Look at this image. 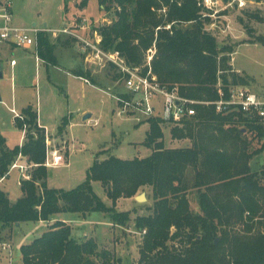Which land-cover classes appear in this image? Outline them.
<instances>
[{
    "label": "trees",
    "instance_id": "obj_1",
    "mask_svg": "<svg viewBox=\"0 0 264 264\" xmlns=\"http://www.w3.org/2000/svg\"><path fill=\"white\" fill-rule=\"evenodd\" d=\"M87 0H82L85 5ZM116 18L98 30L105 50H118L132 67L144 63V53L156 42L153 68L159 80L193 98H216L215 85H249L251 76L231 64L235 48L220 46L206 29L211 17L201 0H99ZM167 6V16L159 14ZM251 18L264 24V17ZM172 24L171 29L166 26ZM182 24H187L183 26ZM161 27L160 29H158ZM158 29V30H157ZM252 43L264 44V35L249 31ZM43 42L39 51L43 56ZM52 48L48 45L47 50ZM50 60L55 57L50 54ZM89 75V74H88ZM90 76V75H89ZM91 80V79H90ZM17 119L27 125V141L12 149L0 134V179L22 153L38 164L32 178L21 182L22 196L12 202L0 189V235L17 223L50 220L57 213L84 217L103 212L114 224L131 220V211H119L118 201L151 188L153 206L137 216L134 226L144 232L139 264H264V169L254 171L251 161L264 151V120L242 113L223 115L214 106L202 107L196 119L173 126V138L189 139L190 146H165L162 119L151 118L143 144L149 156L123 159L109 155L98 159L78 186L52 188L44 165L46 141L37 113L28 110ZM68 125L64 121L60 131ZM100 181L111 205L96 193ZM197 191L199 211L191 208L189 194ZM24 264H121L114 252L101 248L94 237L77 239L73 227L56 221L32 242L21 246Z\"/></svg>",
    "mask_w": 264,
    "mask_h": 264
},
{
    "label": "rangeland",
    "instance_id": "obj_2",
    "mask_svg": "<svg viewBox=\"0 0 264 264\" xmlns=\"http://www.w3.org/2000/svg\"><path fill=\"white\" fill-rule=\"evenodd\" d=\"M204 2H206V6L204 4L203 6L210 10V12L205 11L204 15L211 17L210 22L206 23V29L215 34L220 46H234L235 52L232 54L231 63L236 69L251 76L250 85L253 86V89L264 91V44L251 43L253 36L249 34V31L252 30L255 36L264 35V24L249 16L250 13L258 11L260 16L264 17V0H247L243 7H240L234 0H204ZM91 3L92 9L95 10L96 6L93 5L95 2ZM64 5L65 0H13L15 22L25 26H31L35 22L39 29H43L44 22H47L48 28H54L64 18ZM158 13L167 16V6L162 5ZM82 18L78 17V22L83 20ZM90 18L91 20L86 21L85 36L90 34V37L86 39L96 44L97 37L93 31L112 23L116 14L113 9L106 10L99 5L98 10H95L94 15ZM172 24H168L166 28L171 29ZM182 25L186 26L187 24ZM79 26L77 28L80 29ZM53 39L49 42L51 43L50 47L58 50L61 59L78 61L76 67L77 70H81L79 75L82 73L88 77L86 72H91L93 78L88 77L91 79V84L70 74L67 76L65 85L61 87L57 85V82L51 83L48 80L44 64H38L37 55L34 53L16 48L14 55L9 53L5 55L3 59L5 79L0 80V92L3 98L0 101V134L5 137L6 146L8 148L18 146L22 136V130L15 125L14 114L9 110L15 99V106L19 112L28 106H32L36 111L39 110L43 122L51 130L63 124L64 116L70 118L68 133L65 131L61 134L57 128L49 135L52 145L58 148L67 144L66 138L70 140V155L66 161L60 166L48 167V184L52 188L71 189L84 182L97 157L105 159L109 155H115L123 159H133L149 156L152 150L143 144L150 128L148 120L140 118L139 121L134 116L119 115L116 101L111 96L113 94H128L123 81L119 80L121 71L119 66L107 59H95L92 50L85 53L80 46L82 56L73 51L76 50L73 48L74 45L67 47L63 45L62 41L54 42ZM89 53H92V56ZM156 53L157 45L154 42L144 53V63L140 66L141 72L149 70L148 62L152 57L151 67L155 73L152 62ZM12 57H15L18 62L16 68L10 64ZM86 114L92 116L85 120ZM173 126V124H164L165 146L170 148L190 146L189 139L173 138L171 133ZM27 129L28 127H26V131ZM24 134L23 143L27 141V132ZM61 138L63 139L60 140ZM263 141L259 142L256 139L254 147H259ZM66 151H68L67 145L61 149V152ZM22 159L27 161V157L22 156ZM257 160L260 164H264V151L253 163L255 169H260ZM34 168L35 166L27 170L30 175ZM19 176V170H14L7 178L0 181V189L10 194L12 202L22 196ZM93 187L106 204H112L102 182L93 181ZM141 193H146V201L139 202L135 197L122 198L118 201L117 209L119 211L132 212L131 220L127 223L109 224L113 221L108 214L93 212L88 223L73 224L74 236L77 239L83 238L84 230H91L90 236L96 235L102 247H108L115 252L117 258H122L121 264H139L140 245L144 232L136 230L134 219L137 216L149 214L154 203L151 188H142L137 195ZM189 198L192 210L199 211L195 189L190 192ZM67 216L76 217V214ZM45 231L43 224L25 222L22 226L16 227L12 233L6 231L1 234L0 243L7 244V247L12 250L14 248V253L11 261L6 255L8 251L5 250L4 257H0V264H24L21 246L32 242L34 238L41 236ZM10 254L12 255V253Z\"/></svg>",
    "mask_w": 264,
    "mask_h": 264
},
{
    "label": "built area",
    "instance_id": "obj_3",
    "mask_svg": "<svg viewBox=\"0 0 264 264\" xmlns=\"http://www.w3.org/2000/svg\"><path fill=\"white\" fill-rule=\"evenodd\" d=\"M207 1V0H206ZM240 7L246 5L247 0H234ZM206 2H201L205 5ZM206 6V5H205ZM66 32L71 33L69 30ZM40 29L37 27H22L14 23L13 0H0V43L12 44L19 48H31L37 42V35ZM81 41V49L87 53L93 51L94 58L107 59L120 68L119 80L123 81L128 94L111 95L117 104L119 115L136 117L137 120L145 118L162 119L164 124L182 126L197 118L202 107L214 106L217 113L228 115L231 113H242L250 118H260L264 120V93H258L245 85H234L224 83L221 79L215 85L216 98H193L181 94L178 86L170 88L163 84L151 67L152 57L149 58V70L141 72V67L128 65L126 59L118 50H105L101 46V40L96 44L88 39L76 35ZM150 51H153L150 49ZM92 56V53H89ZM15 64V61H13ZM86 82L89 79L83 78ZM15 112V111H14ZM16 115L21 119L17 112ZM27 125L24 126V133ZM46 160L47 167L60 166L66 161V152H61L62 148L52 145L51 138L46 139ZM23 154L20 153L16 161L12 164V169L19 170V182L31 179L32 175L28 169L38 164L23 161ZM145 233V231H144ZM8 246L4 244V248Z\"/></svg>",
    "mask_w": 264,
    "mask_h": 264
},
{
    "label": "crops",
    "instance_id": "obj_4",
    "mask_svg": "<svg viewBox=\"0 0 264 264\" xmlns=\"http://www.w3.org/2000/svg\"><path fill=\"white\" fill-rule=\"evenodd\" d=\"M91 2H95L96 3V4L95 3L93 4L94 6H96L95 10H98V6L99 5H100L101 8H105L104 5L100 4L99 0H87L85 5H82V0H65L64 18L59 23V25L50 29V28L47 27L48 23L44 22V28L40 29V32H38L36 44L33 47H31V48H21V49H24V50H26V51H28L30 53H34L35 55H37L36 56V60H37L38 64H44V67L46 68V71H47L48 80L51 83H56L57 82V85H60L61 87H63L65 85V83L67 82V76L71 74V75L77 76L83 82H85L87 84H91V80H90V78H88V77L93 78L92 75H91V72H88V71L86 72V76H88V77H85L84 74L82 75V73L79 75L81 70H77V67H76V66H78V61L77 60L69 59V61H67V60H65V58L61 59V57H59V55H61V54L58 53V50L53 49V48L50 50L51 52H48V50H47L48 45L49 46L51 45V43H49L50 40H52L54 38L53 39V40H55L54 42H57V40H60V41H62L64 46L71 47V46L74 45L73 48L76 49V50H73V51L74 52L76 51L78 54L83 56V54H82V52L80 50L81 41L76 35H78L80 37H83V38L90 37L89 36L90 34L85 36V28H86L85 25H86V21L87 20H91L90 17H92L94 15V11L95 10L92 9L93 6H91L92 5ZM71 5H72V7H71ZM78 13H79V15H78ZM13 17H14V23L16 24L15 16H14V7H13ZM78 17H83L82 18L83 20H80L78 22V20H77ZM81 22H83V23H81ZM16 25L22 26V27H37V24L35 22L31 26H25V25H19V24H16ZM78 25H80L79 26L80 29L77 28ZM66 29L71 31V33L66 32L65 31ZM93 33H94V35H96L97 40L99 39V40L102 41V36L100 35L99 30L95 29L93 31ZM40 39H42V42H43L42 49H43V53H44L45 56H43L41 54V52L39 51ZM16 48H19V47H16V46H14L12 44H8V43H0V68H1L2 73H3V77L0 78V80H4L5 79V64H4V60L3 59H4L5 55H7L8 53L14 55V51H15ZM51 53L55 57V61L50 60L49 57H50ZM13 61H15V64H13ZM10 64H11L12 67L16 68V65L18 64V62L16 61L15 57L11 58ZM232 66H233V69L236 72H238L240 74H244L239 69H236L233 64H232ZM75 70H77V71H75ZM83 78L89 79L90 82L89 83L86 82ZM241 85H243V84H241ZM245 86H248L249 88H251L252 90H254V91L258 92V93H264V91H262L260 89H257V90L253 89V86H251L250 84L249 85H245ZM2 100H3V98H2ZM9 110L12 112V114H14L15 125H16V120L17 119H21L20 117H18L16 115V112L20 116H23V117H25L23 114L27 113L28 110H31L33 113H37L38 125L40 127L44 128L46 137H47V135L48 136L51 135L50 133L52 131L54 132V130H56L57 128H58V131H60V127L63 125V124H60L57 128L51 130V128H48L47 124H45L43 122L42 115L40 114L39 110L36 111V110L33 109L32 106H28L27 108H24L22 111L19 112L17 110L16 106H15V99L13 100V105L9 108ZM65 120L68 121V125H70L69 116H64L62 118V122H64ZM68 125L63 129V131H60L61 134H63L65 131H67V133H68V129H67ZM21 130H22V136H21V141H20L19 145L23 144V140L25 138L24 127ZM67 133H66V135H67ZM46 137H45V139H46ZM62 139L63 138H61L60 140H62ZM65 141L67 142L66 145L68 147V151H66L67 152L66 153V158H67L70 155V140L68 138H66ZM10 149H12V148H10ZM18 156H17V158H18ZM23 156L27 157V161H28V156H26L24 154H23ZM258 156L254 157V159L251 161V166H252V169L254 171H260L261 169H264V166H263L264 164H260V162L258 160L257 161L259 162V164H257V165L260 166V169H255V167L253 165L254 161H256V159H258ZM16 159H15V161H16ZM45 160H46V157H45ZM32 164H34V163H32ZM14 170H17V169H12V170L10 169L9 173L5 177L1 178L0 181H3L5 178H7L9 176V174L12 171H14ZM19 179H20V176H19ZM19 184H20V182H19ZM9 196H10V194H9ZM69 214H76V217L67 216ZM91 216H92V214H88L87 217H84L80 213H57V214L52 215L50 220H47V221H43L42 220V221H38L37 223L38 224H43L45 226V229L47 230L49 228V226L52 225L53 223H55L56 221H64V222H67L68 224L72 225L73 233H74L73 224H75V223H82V224L88 223L89 220H90L89 218ZM23 223H25V222H22L19 225L16 224L13 228H10V229L8 228L4 232L11 231V233H12L13 230L16 227L22 226ZM109 224H114V223L110 222ZM90 231L89 230H84V234H83L84 237L83 238L94 237L99 243V239L96 237V235L95 236H93V235L90 236ZM74 237L76 238V236H74ZM83 238H79V239H83ZM2 244L3 243L1 242L0 243V257L1 258L4 257L3 253L6 250V251H8V252H6L7 253L6 254L7 258L12 261L13 260L14 248H13V250L10 249V247L8 248L7 246H6V248H4V245H2ZM99 245H100V243H99ZM100 247L109 249L108 247H105V246L102 247L101 245H100ZM10 250H11V252H10ZM10 253H12V255Z\"/></svg>",
    "mask_w": 264,
    "mask_h": 264
},
{
    "label": "water",
    "instance_id": "obj_5",
    "mask_svg": "<svg viewBox=\"0 0 264 264\" xmlns=\"http://www.w3.org/2000/svg\"><path fill=\"white\" fill-rule=\"evenodd\" d=\"M2 77H3V73H2V70L0 68V78H2ZM0 101H2L1 93H0ZM90 116H91V114H87V115H85L84 119H88ZM135 199L139 202L146 201L147 200L146 193H141V194L135 196ZM19 224L20 223H17V225H19Z\"/></svg>",
    "mask_w": 264,
    "mask_h": 264
}]
</instances>
